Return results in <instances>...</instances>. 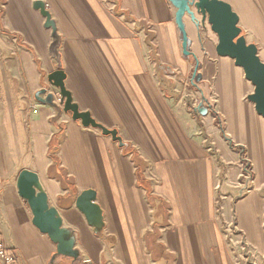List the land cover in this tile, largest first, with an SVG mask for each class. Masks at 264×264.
I'll return each mask as SVG.
<instances>
[{
	"label": "crops",
	"instance_id": "1",
	"mask_svg": "<svg viewBox=\"0 0 264 264\" xmlns=\"http://www.w3.org/2000/svg\"><path fill=\"white\" fill-rule=\"evenodd\" d=\"M34 1L0 6V241L17 264H264V117L244 69L218 55V35L202 27L207 18L195 5L183 15L186 56L172 0H44L62 36L67 89L139 155L153 195L166 201L157 210L132 155L38 101L39 91L55 92L48 75L59 67ZM221 1L264 63V0ZM59 130L53 166L49 142ZM230 142L246 149L249 170ZM23 170L38 174L78 260L57 255L33 224L17 188ZM86 190L97 193L102 231L76 207Z\"/></svg>",
	"mask_w": 264,
	"mask_h": 264
},
{
	"label": "water",
	"instance_id": "2",
	"mask_svg": "<svg viewBox=\"0 0 264 264\" xmlns=\"http://www.w3.org/2000/svg\"><path fill=\"white\" fill-rule=\"evenodd\" d=\"M178 8L177 21L183 33L184 53L188 52V39L183 23V15L191 13V5L202 13L204 19H208L214 33L219 37L217 47L218 55L235 60L236 65L243 68L246 77L255 86V95L251 98L255 104L259 115L264 117V63L260 60L257 49L253 45H248L241 35L238 26L239 18L232 10V7L221 0H172ZM34 9L38 10L45 18V28L52 31V43L49 47L50 55L57 61L58 69L48 75V82L51 87L59 91L63 111L71 114L75 122H81L84 128H93L102 131V134L111 137L121 148L126 143L119 135L118 130H111L97 122L91 112L81 111L79 105L74 102L72 93L67 89V74L62 69L60 47L62 36L59 34L58 25L53 18L47 3L44 0L34 1ZM45 95L43 99L42 96ZM40 102L48 103L58 107L54 103L55 95L43 89L37 93ZM202 115L208 114V109L201 108ZM17 188L20 197L25 200L33 214V224L41 233L48 235L53 243L57 245V255L78 260L80 252L75 249L76 240L72 233L64 227L63 219L58 209L50 204L47 193L43 190L39 176L30 170H23L17 181ZM97 193L94 190L83 191L76 200V207L85 215L88 223L96 232L102 231L105 227L103 211L96 203Z\"/></svg>",
	"mask_w": 264,
	"mask_h": 264
},
{
	"label": "trees",
	"instance_id": "3",
	"mask_svg": "<svg viewBox=\"0 0 264 264\" xmlns=\"http://www.w3.org/2000/svg\"><path fill=\"white\" fill-rule=\"evenodd\" d=\"M2 3H5V0L0 1V6ZM0 14H2V12H0ZM214 116L216 119V125L221 129L222 135L224 136L225 139L230 141V139H228L226 135L225 127H224L222 119L215 113H214ZM61 137H62V130H59V132L55 134L54 137L49 142V156L54 162L53 166L57 165L58 163L59 144L61 143ZM230 144H231V148L234 151H237L238 153H240L241 159L245 165V168L249 170L251 165L247 161L246 149L243 147H238L232 142H230ZM123 149L126 155H132V160L135 163L136 168H137L136 173H137V178H138V184L147 190V198L149 202L157 210L164 208L166 206V201L153 195L150 184H148L145 179V175H144L145 165L141 162L139 155L135 151L130 149L128 144H126ZM60 178H61V181L63 182V186L67 187L66 183L69 181V179H67L66 176H64L63 174L60 175ZM157 203L160 204V206Z\"/></svg>",
	"mask_w": 264,
	"mask_h": 264
},
{
	"label": "built area",
	"instance_id": "4",
	"mask_svg": "<svg viewBox=\"0 0 264 264\" xmlns=\"http://www.w3.org/2000/svg\"><path fill=\"white\" fill-rule=\"evenodd\" d=\"M55 102L60 105L61 98H55ZM0 263L1 264H17V254L11 250L4 242L0 241ZM83 264H94L92 260L85 259Z\"/></svg>",
	"mask_w": 264,
	"mask_h": 264
},
{
	"label": "rangeland",
	"instance_id": "5",
	"mask_svg": "<svg viewBox=\"0 0 264 264\" xmlns=\"http://www.w3.org/2000/svg\"><path fill=\"white\" fill-rule=\"evenodd\" d=\"M197 1H198V0H197ZM204 22H205V23H204V25H202V27H204V30L207 31V29L210 28V25H209V23H208V19H206ZM193 63H195L194 60H193ZM54 91H55V92H54L53 94L55 95V98L60 97V95H59V91L56 90V89H55ZM54 103H56L55 100H54ZM56 105L58 106L59 109H61V108L63 109V105H62V104L58 105V104L56 103Z\"/></svg>",
	"mask_w": 264,
	"mask_h": 264
}]
</instances>
